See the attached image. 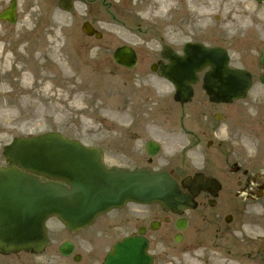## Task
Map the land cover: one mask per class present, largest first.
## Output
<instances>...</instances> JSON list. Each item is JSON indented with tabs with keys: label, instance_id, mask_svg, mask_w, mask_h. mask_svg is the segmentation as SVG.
I'll list each match as a JSON object with an SVG mask.
<instances>
[{
	"label": "rangeland",
	"instance_id": "1",
	"mask_svg": "<svg viewBox=\"0 0 264 264\" xmlns=\"http://www.w3.org/2000/svg\"><path fill=\"white\" fill-rule=\"evenodd\" d=\"M186 1L183 0V4ZM193 1L195 4L191 6L192 9L198 7L201 4L200 1H202L201 5L204 8L208 6L207 13L205 14L204 12L205 16L203 17L207 23L212 22L211 18L214 15L220 14L221 20L219 24L221 26L225 21V13L231 11L228 7L222 6L218 9L217 6H214L213 3L220 0ZM151 2L146 4L147 1H145L143 3L145 5H141L137 9L136 19L133 20V25L135 26H131V20L129 19L133 16L134 10L130 8L129 17L126 18L122 11L121 0H78L70 12L61 11L57 7L56 0H21L19 3L18 21L11 26L0 24V45H4L8 49L12 46L13 40L17 39L23 41L27 47V49H24L25 55H28L32 50L30 49L31 46L39 45L42 46L41 49H37L35 52H40L43 57L48 55L47 60L53 61L52 54L57 58H64L68 55L80 73L89 71L94 74L91 90L94 92H89V95H93L91 100H79V105L74 107L69 106V102L72 99L61 103L54 97H50L41 102L39 91L30 96L31 99L26 104V100L18 94V91H20L18 87L15 92L1 94L0 151L13 137L34 136L48 131H57L86 145H96L103 149L109 145H119L121 142L124 143L123 145H127L128 140L120 137L136 131V127H134L136 120L144 121V127L148 125L152 118L151 114H153L149 108L154 101L163 97V91L169 93V98L172 93L169 84L156 77L148 69L149 63L159 58L158 52L161 49V43L165 42L178 48L189 38L204 42L208 40L204 33L198 31L199 33L195 34L190 28V17L191 20L196 22V14L190 16L186 12L185 19L188 25L184 27L186 36H182V30L172 25L174 11L167 10L166 13L164 12L165 15L163 13L161 16H154L152 5H149ZM148 6H151V14L148 12ZM141 10L143 12L142 15ZM122 15L125 20H122ZM84 17L92 20L96 29L102 32L100 39L86 37L80 32L79 24ZM19 37H21V40ZM238 43L237 41L234 42L233 38H228L222 43L229 50L234 64H238L240 60L237 55V53L241 52ZM121 44H131L138 50L139 62L137 70L144 73V78L141 77L140 81L136 79V75L128 73L131 74L128 76L131 83L129 84L128 82L129 85H127L138 89L140 96H142V89H144L143 93L146 97V99L142 98L141 103L147 105V107L134 114L132 109L135 104L134 101L137 103L138 98L119 93V89L122 92V88L125 87L122 82H127V79L125 78V71L116 65L111 58L114 48ZM16 46L15 43V47L12 48V51H9L11 56ZM59 48L61 50L58 52ZM64 51L65 55H63ZM32 66L35 67L34 64ZM54 68L59 74L62 72L56 67ZM116 72H120V74ZM28 73L29 80L35 81L36 77L33 71H28ZM121 76H123V80ZM104 78H106V81ZM109 78L112 84L110 88H108ZM60 79L63 80L62 78ZM76 79L79 80V78ZM49 86L51 89L50 93H56L63 89L58 83L54 85L50 82ZM153 87L159 89L156 92H150L149 88ZM101 88L104 91L106 90L105 96L104 94H95V91H99ZM5 90H14V87L13 85H7ZM121 109L125 110L124 114L120 113ZM187 113L192 115L190 111H187ZM121 117L124 119L121 120ZM169 117L170 112L164 113L162 118L170 119L171 121L163 122L160 119L158 129L149 130V132L159 130L164 137L161 139H165L167 142L169 141V135L163 131L174 130L177 116L172 112V116ZM191 118L194 121L193 117ZM144 127L141 130L139 129V131H144ZM112 129L116 130L111 131ZM149 132L145 130L143 135L147 137L151 134ZM135 145L136 143H134ZM134 151H137V149L135 148ZM107 155L110 156L111 154ZM198 167L197 163L192 166V169ZM216 256L222 262H230L227 256ZM181 262L184 263L185 260H181Z\"/></svg>",
	"mask_w": 264,
	"mask_h": 264
},
{
	"label": "flooded vegetation",
	"instance_id": "2",
	"mask_svg": "<svg viewBox=\"0 0 264 264\" xmlns=\"http://www.w3.org/2000/svg\"><path fill=\"white\" fill-rule=\"evenodd\" d=\"M255 8L261 9L258 17L263 23L264 3L255 4ZM250 53V72L254 83L250 98L238 99L229 104L206 103L204 100L201 104L207 111H203V129L199 132L192 129L182 130L196 143L204 141L209 152L211 149L215 151L212 155L213 161L206 163L203 171H200L221 185L215 198H212L209 192L201 190L194 197L195 208L185 210L181 215L165 213L157 204L144 208L143 205L127 203L122 209L103 215L91 226L74 233L57 224L51 225L48 227L49 242L41 254H0V264H103L104 255L112 249L117 240L138 235L148 241L147 252L152 258V264H159L160 261L162 264H172V260H175L173 247L185 245L182 249L186 250L191 244L190 238L199 233H203L199 238L218 240L220 245H223L225 240L243 237L245 228L261 235V238L251 245L256 247L257 255L264 259V83L260 80V76L264 75V67L256 59V56L261 54V48H255ZM244 104L249 107H244ZM179 108L183 110L184 106L180 105ZM218 112H222L223 122L228 118L230 121L228 124H222L217 136L216 133L214 136L209 125L214 114ZM182 118L183 116L179 125L184 127ZM240 129H246L250 134V145L246 147L248 149L239 144L235 145L233 135ZM185 147L186 145H183V148ZM124 156L128 158L127 155ZM153 158L147 156L146 164H155ZM139 159L142 160V157ZM179 163L177 153L169 154L163 163L177 183L186 175L195 173L177 168ZM197 208L199 209L196 210ZM181 219L185 220V227L178 231L176 225L177 222L182 223ZM189 231H192L190 236ZM175 235L181 237L179 244L174 243ZM170 241L174 244L171 247ZM66 242H69L71 247L66 246L63 253L60 247ZM212 243L220 246L218 242ZM207 244L206 241L201 242L203 248H206Z\"/></svg>",
	"mask_w": 264,
	"mask_h": 264
},
{
	"label": "water",
	"instance_id": "3",
	"mask_svg": "<svg viewBox=\"0 0 264 264\" xmlns=\"http://www.w3.org/2000/svg\"><path fill=\"white\" fill-rule=\"evenodd\" d=\"M12 10L5 11L0 17L11 15ZM82 28L91 34L92 30L86 24ZM186 48L189 49V46ZM192 48L203 51L198 45ZM207 56L202 60L200 55L193 66L205 60L213 65H216V60H222V64L226 60L221 54ZM114 57L117 62L124 58L132 61L133 52L123 47L116 50ZM224 71L227 77L228 70ZM175 72L160 70L159 73L171 79L180 89L181 81ZM4 155L9 167L0 168L2 252L27 250L29 247L33 251L40 250L44 242L43 222L48 215H56L67 227L75 229L125 200H158L165 204L173 201L176 195L173 183L163 173L106 169L99 162L97 150L83 148L78 142L67 140L58 133L29 139L15 138L4 147ZM24 169L64 179L69 187L53 181L40 182L38 177L24 173Z\"/></svg>",
	"mask_w": 264,
	"mask_h": 264
},
{
	"label": "bare ground",
	"instance_id": "4",
	"mask_svg": "<svg viewBox=\"0 0 264 264\" xmlns=\"http://www.w3.org/2000/svg\"><path fill=\"white\" fill-rule=\"evenodd\" d=\"M200 3L202 4V1H200ZM187 4L194 6L195 3L193 0H190L187 1ZM232 16L235 19L232 21H227L225 28L227 30H239L244 26V23L237 20L235 12L232 13ZM202 17V12H198V26L202 24ZM242 17L243 15H240L239 18ZM19 38L21 40V37ZM15 43L17 46L12 52L11 56L9 51H12V48L15 47ZM41 47V45L31 46L30 49L32 50L28 55H25L24 49H27V47L23 41L14 39L12 46H10L8 49H6L4 45H0V96H2L1 94H10V92H15L19 88L20 91H18V94L21 98L26 100V104H28L29 100L31 99L30 96H32L37 91H39L38 93L40 95L39 98L41 102L49 99L50 97H54V99H57V101L61 103L72 99L69 102L70 107L79 105V100H91L93 95H89V92L92 90V80L94 78V74L91 72L88 73L87 71L80 73L68 55L64 58H57L54 54H52L53 61L47 60L48 55L43 57L40 52H35L37 49H41ZM59 50H61V48L58 49V52ZM63 53V55H65V51ZM32 64H34L35 67H33ZM54 67H56L58 70H61L62 72L59 74ZM28 71H33L36 77L35 81L29 80ZM76 78H79V80ZM104 80L106 81V78H104ZM50 82H52L54 85L58 83V85H61L63 89L56 93H50ZM7 85H13L14 90L6 91L5 87ZM105 93L106 90L104 91L103 88H101L99 91H95V94L97 95L104 94L105 96ZM120 113L124 114L125 110L121 109Z\"/></svg>",
	"mask_w": 264,
	"mask_h": 264
}]
</instances>
